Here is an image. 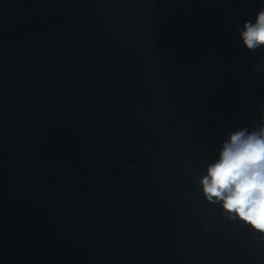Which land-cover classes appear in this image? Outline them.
<instances>
[{
    "label": "water",
    "instance_id": "95a60500",
    "mask_svg": "<svg viewBox=\"0 0 264 264\" xmlns=\"http://www.w3.org/2000/svg\"><path fill=\"white\" fill-rule=\"evenodd\" d=\"M264 0H0V264H264L198 178L264 109Z\"/></svg>",
    "mask_w": 264,
    "mask_h": 264
},
{
    "label": "clouds",
    "instance_id": "9594fccd",
    "mask_svg": "<svg viewBox=\"0 0 264 264\" xmlns=\"http://www.w3.org/2000/svg\"><path fill=\"white\" fill-rule=\"evenodd\" d=\"M236 32L245 50L264 49V6ZM257 107L264 109V103ZM197 183L203 199L218 205L222 216L264 234V113L251 129L237 128L222 140Z\"/></svg>",
    "mask_w": 264,
    "mask_h": 264
}]
</instances>
